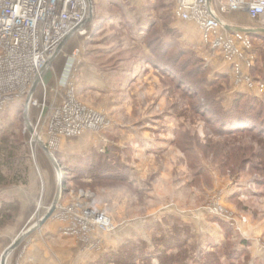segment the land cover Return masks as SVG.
Segmentation results:
<instances>
[{"label": "rangeland", "instance_id": "obj_1", "mask_svg": "<svg viewBox=\"0 0 264 264\" xmlns=\"http://www.w3.org/2000/svg\"><path fill=\"white\" fill-rule=\"evenodd\" d=\"M175 1L93 0L87 34L30 102L0 82V147L17 144L0 185V264L51 209L60 178L54 214L6 264H264V140L221 119L240 95L264 104V38L238 75ZM28 103L62 173L27 128Z\"/></svg>", "mask_w": 264, "mask_h": 264}, {"label": "built area", "instance_id": "obj_2", "mask_svg": "<svg viewBox=\"0 0 264 264\" xmlns=\"http://www.w3.org/2000/svg\"><path fill=\"white\" fill-rule=\"evenodd\" d=\"M213 2L176 0L173 13L182 21L197 24L204 43L221 53L236 74H242L243 65L251 66L253 61V55H245L253 49L252 33L229 31L232 25L218 16ZM220 11H246L258 19L264 16V0H228ZM89 15L90 0H0V82L9 87V97L25 91L30 94L61 44L68 37L70 41L77 34H87ZM45 75L39 86L45 84Z\"/></svg>", "mask_w": 264, "mask_h": 264}, {"label": "trees", "instance_id": "obj_3", "mask_svg": "<svg viewBox=\"0 0 264 264\" xmlns=\"http://www.w3.org/2000/svg\"><path fill=\"white\" fill-rule=\"evenodd\" d=\"M175 6V3H174ZM90 26V25H89ZM94 28L95 26L92 25L91 28V33L94 32ZM168 32L171 33H175L176 31L174 29H167ZM171 45H174L172 42H165L162 43L161 45V53H159V56H163L168 49L171 48ZM180 52V51H179ZM178 52V53H179ZM177 53V54H178ZM179 55L180 58L184 56V54L182 52H180L176 59H179ZM162 60V59H161ZM198 70H201V68H197ZM195 69V70H197ZM175 73H177L175 70H173ZM166 75L170 76V73L165 72ZM202 75V73H201ZM184 80L185 76H183ZM188 79H192V75L187 76ZM192 86V89L194 87H198V84H189ZM194 91H196V89H193ZM194 93V92H193ZM201 92H197L196 95H199ZM245 99L248 98H244L243 96H239L238 97V102L236 104V108L232 109V111L229 114H223L221 118L222 122L225 123L226 125H228L227 130H232V129H243V130H247V131H254L256 133H258L261 138L264 140V135L262 136V133L264 134V104L262 102H259L257 99H248L245 101ZM254 106H256L257 110H253V108H255ZM225 118V119H224ZM224 119V120H223ZM222 125V124H220ZM16 143L14 144V146H12V144L8 143V145L4 146V147H0V155L2 152H4L5 150L6 152V158H2V160L0 159V185H2L3 183L10 182V178L9 176H6L3 172V169L5 167H8L9 169H11L13 167V161L15 159V155H14V148L16 147ZM10 146V147H8ZM174 259L172 261H170V264L174 263Z\"/></svg>", "mask_w": 264, "mask_h": 264}, {"label": "water", "instance_id": "obj_4", "mask_svg": "<svg viewBox=\"0 0 264 264\" xmlns=\"http://www.w3.org/2000/svg\"><path fill=\"white\" fill-rule=\"evenodd\" d=\"M93 11H94L93 1L90 0V15H89V17H88V19L86 20L85 23H88V22L92 21V19H93ZM230 29L236 30V31L247 32L249 34L250 33H255V32H264V28H246V27H242V26H230ZM68 41H69V37L61 44V46H60L59 50L57 51V53L53 56V58L48 63L47 68L52 65V63L54 62V59L56 58V56H58V54L65 47V45L68 43ZM46 69L43 70L42 74L36 79L32 89L30 91V94H29V98H28L29 102H30V99L32 98L33 92L39 86L42 77L46 74ZM25 114H26L27 128L30 130V132H32L33 137L37 140V142L47 152V154L49 155L52 163L55 165V168L57 169V171L59 173H62V167L59 164V161L54 156V154L50 151V149L46 146V144L43 142V140L37 135V133L35 132L34 128L32 127V124H31L30 119H29V103L26 105ZM63 190H64L63 183L60 180L59 183H58V187H57V194H56V197H55V199L53 201V205H52L51 209L48 211V213L37 224L33 225L32 227L27 229L25 232H23L21 234V236L16 239V241L13 243V245L9 249L6 250L4 256L2 257V264H6L7 258L10 255V253L16 247H18L32 232H34L41 225H43L54 214V212H55V210H56V208L58 206V203H59V200L61 198Z\"/></svg>", "mask_w": 264, "mask_h": 264}, {"label": "crops", "instance_id": "obj_5", "mask_svg": "<svg viewBox=\"0 0 264 264\" xmlns=\"http://www.w3.org/2000/svg\"><path fill=\"white\" fill-rule=\"evenodd\" d=\"M226 1L228 2V0H214V2H213V6H214L218 16L221 19H223L225 22H227L228 24H230L232 26H242V27H246V28H264V16H261L258 19H252L246 11H228V12L222 13L220 11V6L223 4H227ZM188 23H190L191 25L193 24V26L198 30L201 43L204 44V46H207L203 41L202 32H201L200 28L198 27V25L195 24L194 22H188ZM229 31H234V30L230 29ZM263 33L264 32H255V33L251 34V37L254 38V35H256V36L258 35L259 37L264 38ZM260 44L262 45V43H260ZM207 47H209V46H207ZM212 54L214 57H216L218 59H220V57L223 58V56L219 52H214L212 50ZM244 69H246V68H244Z\"/></svg>", "mask_w": 264, "mask_h": 264}, {"label": "bare ground", "instance_id": "obj_6", "mask_svg": "<svg viewBox=\"0 0 264 264\" xmlns=\"http://www.w3.org/2000/svg\"><path fill=\"white\" fill-rule=\"evenodd\" d=\"M30 101H31V99H30ZM30 104V103H29ZM101 119V117L99 116V117H97V120H100ZM33 126V125H32ZM38 135V134H37ZM33 137V136H32ZM34 139V138H33ZM31 141H33L32 139H31ZM62 180V179H61Z\"/></svg>", "mask_w": 264, "mask_h": 264}]
</instances>
